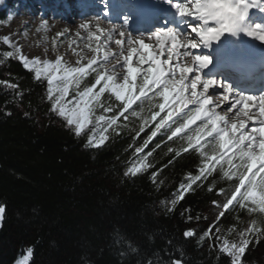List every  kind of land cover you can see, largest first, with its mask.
I'll use <instances>...</instances> for the list:
<instances>
[{
    "label": "trees",
    "instance_id": "obj_1",
    "mask_svg": "<svg viewBox=\"0 0 264 264\" xmlns=\"http://www.w3.org/2000/svg\"><path fill=\"white\" fill-rule=\"evenodd\" d=\"M8 52L0 41V264H233L225 241L242 238L238 264H264V215L243 202L222 211L219 195L231 198L237 181L200 175L198 154L167 138L144 149L146 168L125 175L153 130L121 120L90 146L95 119L76 136L52 110L47 83Z\"/></svg>",
    "mask_w": 264,
    "mask_h": 264
},
{
    "label": "snow or ice",
    "instance_id": "obj_2",
    "mask_svg": "<svg viewBox=\"0 0 264 264\" xmlns=\"http://www.w3.org/2000/svg\"><path fill=\"white\" fill-rule=\"evenodd\" d=\"M168 2L177 10L178 15L192 17L198 20L199 23L190 24L187 33H180L172 29H162L152 33L151 35L155 36L156 45H158V55L155 54L156 47L145 42L144 39L137 37L134 41L129 37L127 39L129 50L124 58V63L120 64L119 59H117L112 68L107 67L108 55H105L100 61H97V57L94 55L87 59V63L84 64L81 61L85 60L86 57L82 52H76L75 49H73L74 54L77 56V66L75 67L62 62V57L59 55L54 61L46 58L42 59L41 57H34L29 60L24 56H20L19 59L26 69L34 71L37 80L43 78L47 81L48 99L52 102V110L64 118L67 125L74 126L76 136H80L81 132L92 123L90 117L97 107L104 108L106 112L111 111V106H105L100 99L106 91L114 94L116 100L123 101V107L127 110L131 108L134 99L145 96L147 91H151L153 88L162 89L158 94L163 98L164 103H160L158 107L162 111L167 107V114L160 118L155 125V130L151 132L143 145L136 148L137 153H141L148 146L149 141L156 137L162 129L165 130V134L167 131L171 132V135L168 136V139L171 140L188 128L189 124L203 118L207 123L197 128L193 135L187 137L188 147L199 145L204 136H212L213 133H216L220 150L232 149L234 150L233 155L238 154L241 164L236 167L245 166L246 171H251L259 164V170H264V95L254 96L234 93L233 89L227 84L213 79H204L201 70L206 68L212 61L207 55L196 54L201 45L207 46L213 41H218L225 32L240 30L241 22L247 15L249 8L247 0H177V2L168 0ZM0 3H3V0H0ZM99 21L100 19L96 17L94 26L97 32L101 31ZM79 27L86 30L90 36L94 35L89 22H85ZM40 29L47 31L46 21L40 25ZM245 31L247 35L264 42V26L256 25L252 29H245ZM57 35L63 34L58 33ZM77 35L79 36L80 33H77ZM119 36L121 38L125 37V32L120 31ZM108 38H111V32L108 33ZM8 39L7 37L5 41H8ZM166 42L168 46H166ZM115 43L121 45L122 39H117ZM53 44L55 46V41H53ZM16 51L19 52L20 49H16ZM93 51H96V49H93ZM123 51L124 49L121 48V55ZM133 54H135L139 64L149 65L146 70L142 72L141 69L132 66ZM12 55V52H8L9 57ZM161 57L166 58L161 59ZM125 67L127 74L123 75V83H117L118 73L114 69ZM177 72L179 78H177ZM93 73H95V84L92 87L85 86L83 90H80L82 81ZM141 73L142 80L139 84H136L138 74ZM102 81L104 82L103 86L98 91H94L93 89L97 85H101ZM134 87L138 90L139 96L133 94ZM198 87H202V91L198 92ZM70 88L76 95L72 99H66ZM214 88H219L220 91L211 92L210 90ZM189 89L190 96H186V91ZM126 92L132 97L131 99L125 95ZM217 97L219 99H216ZM189 104L198 105V107L195 108L194 112H186L181 117L184 120L183 123L174 120V114H179L181 111L180 106ZM206 105L219 107L220 111L225 112L226 115H219L215 107L206 109ZM257 112L259 114L258 122L261 126L253 127L250 130L251 134H249L245 130L247 122L255 121ZM131 114L144 120V124L148 123L140 112L133 111ZM158 115L159 113L154 114L152 119L155 120ZM100 122H103L107 127L102 128L99 140L95 138V132L93 136L88 137V143L94 146L102 144L107 139L102 134L103 132H107L108 128L117 126L115 116L110 118L103 115L96 117L97 127H100ZM173 125L178 126L173 128ZM139 130L144 131L143 124ZM257 147L259 148L258 154L255 151ZM215 148L216 145H213L214 151ZM171 151L172 149L169 148V152ZM151 155L152 152H149L148 156ZM201 155H205V153L201 152ZM211 159L215 160L217 157L213 156ZM144 160H147V157H144L141 161L142 167L134 166L125 175H135L146 168L148 165L144 164ZM231 163L230 159L229 164ZM206 168H208L207 164L200 169L202 175L205 173ZM229 175L231 174L225 173V176ZM244 175L243 172L240 173V184L242 186H244ZM255 175L256 173H253L248 178L247 191L241 192L239 187L235 189L236 193H240L239 200L234 194L231 199L223 204L224 209H228L233 201L239 202L252 198V203H258L259 210L264 212V179H261L258 184L254 179ZM191 179L193 181L200 180L201 176L191 177ZM181 187L185 186L182 185ZM186 187L191 188L192 184H188ZM257 188H259V194L256 192ZM174 203L175 201H173ZM251 211L254 212L256 209L252 208ZM3 212L4 209L0 208V213ZM223 215L224 213L221 212L220 216ZM248 231L253 233L257 230L249 228ZM208 234L206 232L204 235L207 236ZM184 235L191 237L193 232L186 231ZM249 242V239L242 238L239 245H228L225 241L226 246L223 251L229 253L233 259V264H238ZM133 250L135 251V249Z\"/></svg>",
    "mask_w": 264,
    "mask_h": 264
},
{
    "label": "bare ground",
    "instance_id": "obj_3",
    "mask_svg": "<svg viewBox=\"0 0 264 264\" xmlns=\"http://www.w3.org/2000/svg\"><path fill=\"white\" fill-rule=\"evenodd\" d=\"M84 2V0H81ZM102 0H95V3H99ZM104 1V0H103ZM63 2V1H62ZM174 2H177V0H174ZM78 4V2H75ZM159 3V5L157 4ZM247 3L249 4L247 15L245 16L244 20L241 22L240 30H237L235 32H225L221 35L220 39L218 41H213L207 46L201 45V47L197 50L196 54L199 55H207L211 58V63L204 69L201 70V75L204 79H210L214 77V74L219 73L224 79H228L232 82L233 89L235 90L234 93L246 95V93H249L250 95L254 96H260L264 95V89L258 92V90L262 87H264V57L258 61L256 67H248L243 66L242 68H233L232 64H229L226 62V60L221 61V57H224L225 52L229 49H236L237 52L242 54L243 52L246 53H258L264 55V42L259 41L258 39L247 35V32L245 29H252L256 25L264 26V0H247ZM108 4V3H107ZM122 4V8H120L118 5ZM164 4V1L162 0H136V13L135 17L130 18L128 23H120L116 18H113L112 16H105V17H99L100 21V28L101 31L97 32L95 28V16L94 10L88 8L83 12L81 17H74V6L70 11L69 14H67L66 18H62L61 24L57 25L55 27H51L50 32L51 33H62L59 41H67L71 43L70 45H67L66 48L62 49L61 51L55 52L50 47H48L45 51L40 52L38 49L33 48L32 50H24V47L27 46V42L29 40L28 36H24L22 40H14L15 44L19 46L21 49H23V54L26 55V57L34 58V57H41L49 59L51 61H54L56 57L59 55L62 57V62L70 64L72 66H77V56L74 54L73 49H75L76 52H82V54L86 57L85 60L81 61V63L86 64L87 59H90L92 56L97 57V61H100L103 59L105 55L109 56V60L107 61L108 68H112L113 65L116 64L117 60H115L114 56H120L119 62L120 64L124 63V58L128 54L129 46L127 44V39L131 37L134 41H136L137 37L140 39H144L145 42L149 43L150 45H153L156 47V53L159 54L158 45H156L155 36L151 35L152 28L154 26H158L156 29L162 30L161 23H160V17L159 15L167 16V20L169 21V18L173 17L172 20L175 18V20L182 21L186 23L185 30H188V26L190 24H198L199 21L188 16H180L177 13V10L175 9L174 12L166 13L164 8L161 6ZM107 7V5H105ZM108 9L110 8L112 13L118 12L119 14H122V16H125L127 12L129 11L128 5H126L125 0H110L108 4ZM98 10V7H97ZM61 9L57 5L56 14H60ZM134 11V10H133ZM159 14H158V13ZM255 12L258 14L256 15ZM261 12V13H260ZM23 14V13H22ZM45 14L42 19L45 21H48L50 25H52L51 20H49V17L51 18L50 14L45 10ZM40 18V17H37ZM41 18L37 21L35 20L34 23L29 27L28 24H23V28L27 29L29 28V33L34 34L35 31H37L40 28V25L45 22ZM89 22L90 26H92V32L94 34H97L98 37V49L96 51H91L90 54L88 53L89 50L86 48L88 46L92 47L93 44H91L92 40H89L87 43L86 36H88V32L86 30H83L79 27V25ZM106 23L112 24L111 27H108ZM130 23V24H129ZM176 21H172L170 24V27L172 30H175L177 32L183 33L181 30H179L176 27ZM142 27L144 28L142 30ZM150 30H147V28H150ZM115 29V31H113ZM124 31L125 37L121 38L119 36V32ZM148 31V32H147ZM111 32V38L112 42L106 41L108 38V33ZM142 34H141V33ZM50 33V34H51ZM77 33H80V35H76ZM41 35H44V32L41 33ZM72 36V38H71ZM74 37V38H73ZM117 39H122V44L117 45L115 41ZM74 42V43H73ZM183 42V41H181ZM36 43L39 44H48V40L44 39V37H40ZM105 43V48H110L111 44L113 45V52L105 53L101 48L100 45ZM37 45V44H36ZM166 46L167 42H166ZM121 48L124 49L123 54L121 55ZM88 53V54H87ZM166 57H161V59H165ZM221 61V62H220ZM24 65V64H23ZM138 61L133 54V61L132 66L137 67ZM183 66V65H182ZM236 66V65H234ZM215 67V68H214ZM217 69V70H216ZM118 75H117V83L122 84L123 83V75H126V67L125 68H115L114 69ZM108 74V73H104ZM177 78H179V73L177 72ZM245 78L246 81H240L239 79ZM138 79V77H137ZM137 81V80H136ZM136 83V82H135ZM241 90V91H240ZM197 91H202V87H198ZM213 93H216L220 91L219 88H214L210 90ZM248 91V92H246ZM247 94V95H249ZM127 95V92L125 93ZM186 96H190V89L186 91ZM216 99H219L217 97ZM227 103V102H225ZM198 107V105H187L183 106L181 105V111L179 114H174L173 119L177 120L180 117H183L186 112L195 110V108ZM206 109L215 107L214 105H206ZM166 111H168L167 107L165 108ZM216 112L219 115H226L225 112L220 111L219 107H215ZM257 119L255 121H248L246 125V131H248V127H260L261 125L258 122L259 114L256 113ZM235 119V118H233ZM201 120L195 121L192 124L189 125H198L203 121ZM206 121V120H205ZM204 121V122H205ZM222 126V125H221ZM232 152V149H225L224 154H229ZM260 166L259 164L256 165L251 170V174L255 172L256 170H259ZM246 182H244V186L240 185L239 188L241 189V192L243 188L245 187ZM240 193H236V196L238 197Z\"/></svg>",
    "mask_w": 264,
    "mask_h": 264
},
{
    "label": "rangeland",
    "instance_id": "obj_4",
    "mask_svg": "<svg viewBox=\"0 0 264 264\" xmlns=\"http://www.w3.org/2000/svg\"><path fill=\"white\" fill-rule=\"evenodd\" d=\"M109 1L110 0H104V1L102 0L99 3H95V0H84V2H82L81 0H76V2H78V4H76V3H74L75 0H4L3 3H0V13L2 15V20L0 21V41L3 43V45L10 52L13 53L12 56L17 58V60L24 67V65L20 61L19 57L20 56L26 57V55L23 54V49H21L19 46H17L15 44L14 40H16V39L22 40V38H24V36L27 35L29 40L27 42V46L24 47V50L30 51L33 48H35V49H38L40 52H42V51H45L48 47H50L55 52L61 51L62 49L66 48L67 45H70L71 43H69L67 41H62V42L59 41L61 35H57L58 33H51L50 29H51V27L56 28L57 25L61 24L60 22H61L62 18H66L67 14H69L70 11L73 9H74V17L75 18L81 17L83 12L91 7V9L94 10L93 12H94L95 16H97L98 18L99 17L100 18L105 17V16H112L113 18H116L120 23H122V22L126 23L127 19H128L127 16L122 17L121 15H118L119 14L118 12L112 13L111 9L110 8L108 9ZM157 4L159 5V3H157ZM57 5L61 9L59 15L56 14ZM105 5H107V7ZM74 6H76V8ZM118 6L120 8H122L123 5L120 4ZM97 7H98V10H97ZM162 7L167 8L169 6L167 4L166 5L163 4ZM169 8H174V7L172 6ZM45 10L48 12V14H50V16H52L51 18L49 17V20H51L52 25L47 23V31L39 28L37 31H35L34 34H30L29 28H27V29L23 28V24H28V26L30 27L34 23L35 20L37 21L40 18L42 19V17L44 15H46ZM37 17H40V18H37ZM43 21H45V20H43ZM46 22H48V21H46ZM166 22H167V24L169 23V21H166V19L164 17H161L160 23L162 24V26L164 24L166 25ZM106 25L108 27L112 26V24H110V23H106ZM177 26H178V29L181 30L183 33H187L189 30V29L185 30L186 23H184V22L179 21ZM157 27L158 26H154L152 28L153 30L151 32L154 33L155 31H157L158 30V29H156ZM143 29L144 28L142 27V30ZM150 29H151V27L147 28V30H150ZM165 29H171V27L170 26L165 27ZM42 32H44V35H41ZM7 37L9 39H8V41H5V39ZM40 37H44V39L48 40V44L43 45V44L36 43V41H38V39ZM71 38H72V36H71ZM98 38L99 37L97 34H94L91 36L88 34V36H86L87 43L89 40H92L91 44H93L92 47L88 46L86 48L87 50H89V52H88L89 54L91 51H93V49H98V46H99ZM53 41H55V46L53 44ZM106 41L112 42V38H110V39L107 38ZM105 45H106L105 43H103V45L101 44L100 48L105 53L112 54L113 45L111 44L110 48H105ZM16 49H20V51L17 52ZM27 58L29 60L32 59L29 57H27ZM113 58L115 60H117V59H120V56H114ZM148 66L149 65H147V64L141 65L138 63L137 68L141 69L143 72L144 70H146V68ZM107 67H108V64H107ZM26 70L33 73L34 77H35L34 71H30L28 69H26ZM209 79H210V77H209ZM211 79L216 80L220 83L226 84L225 82H223L222 80H219L216 77H213ZM141 80H142V73L138 74V79L136 81V84H139ZM40 81H45L47 83V81L43 78ZM103 83L104 82L102 81L101 85H97L93 90L98 91L99 88L103 86ZM94 84H95V73L89 75L88 77H86V79L84 81H82V83L80 85V90H83V88L85 86L92 87ZM159 91H162V89L153 88L151 91H147L145 96H140L139 99H134L132 102L131 108L127 109V110H125L123 107V103H124L123 101L116 100L114 94H112L109 91H106L101 96L100 99H101L102 104H104L105 106H111V111L106 112V111H104V108L97 107L94 110V113L92 114V116L90 117V119L92 120V123H90L88 125V127H90L91 124H95L93 122V120L95 119V121H96V117L103 115L106 118H110V117L115 116L117 126L120 125L121 120H122V121H125L128 123L135 122V124L139 125V129H140L141 125L143 124L144 125V131L143 132L149 133L150 130H155V125L159 122L160 118L167 114L166 110L162 111L158 107V105L160 103H164L163 98L160 97L158 94ZM133 94L135 96H139V92L135 87L133 88ZM247 94H249V93H246V95ZM75 95H76V93L70 88L69 89V95H68V97H66V99H72L75 97ZM126 96H128L129 99L132 98L128 93ZM108 99H110V100H108ZM111 102L112 103L115 102L117 107L113 108V105H111L112 104ZM133 111L140 112L141 116H143L144 119L148 121V123L144 124V120H142L140 117L132 116L131 113ZM192 112H194V110H192ZM121 113H123V115H121ZM156 113H159V115L156 116L155 120H153L152 116ZM177 120H179L180 123L184 122V120L181 119V117ZM204 121L205 120L201 121V123H199L198 125H193V126L189 125L188 128H186L183 132L179 133L176 137H173L171 139V141H175V142H177V144H180V145H183L184 147H186L187 150L193 151V152L198 154L200 159L203 161V163L201 164V167L198 169V172L200 173V175H202L200 172V169L205 164H207L208 168L205 169V173L208 172L209 169H211L210 171L219 170L220 172L230 173L231 175L227 176V179L229 181H231V180L237 181L238 187H239L241 185L240 184V173L243 172L245 174L244 175V182H246V185L243 188L242 192L247 191L248 188L246 186L248 185V178L253 175V174H251L252 172L246 171L245 166L236 167L237 165H240L241 162H240L238 154L233 155L234 150H232V152L229 154H224V150L222 151L219 149V146L217 143L218 138H216V133H213L212 136H204L201 139L199 145H194L193 147H188L187 137L190 135H193L197 128L202 127L205 123H207V121H205V122ZM175 126H178V125H173V128ZM71 127L74 128V126H71ZM88 127L85 128L82 132L87 130ZM103 127H107V125H105L103 122H100V127H97L94 131L95 132V138L97 140H99V137L101 135ZM247 129H248L249 134H251L250 130L252 129V127L250 126ZM102 134L105 135L104 132ZM169 135H171L170 131H167V133L165 134V130L162 129L161 132L158 133L156 137H154L151 141H149L147 147H149L151 145V143L156 138H167L168 139ZM91 136H93V135H91ZM103 143H104V141H103ZM103 143L99 144L97 146H94L92 144H89V145L97 148V147H100L101 145H103ZM245 143H247V142H245ZM213 145H216L215 151L213 150ZM146 148H144V149H146ZM144 149L141 153H137L138 157L133 162V163H135L134 164L135 167H142L141 163H139V159L143 156ZM255 151L258 154L259 148L257 147L255 149ZM201 152L205 153V155H201ZM213 156L217 157V159H215V160L211 159V157H213ZM230 159L232 161L231 164H229ZM141 171L137 172L136 174L140 173ZM253 173H256L254 179L259 184V181L261 179H264V170H256ZM256 192L259 194V188L256 189ZM229 193L230 192H228L226 190L219 195L220 196L219 201H220V204H222V211H227V210L231 209L233 206H235L236 204L243 202L250 209V212L261 213L262 215H264V212H261L259 210V204L258 203L257 204L252 203V198H249L248 200L239 201V202L233 201V204L229 205L228 209H224L223 204L225 202H227L228 199L232 198V197L231 198L228 197ZM234 194L236 195V192H234L233 195ZM239 196L237 197V200H239ZM252 208H255L256 211H254V212L251 211ZM1 220H2V213H0V225H1ZM16 264H27V261L24 259V260L17 262Z\"/></svg>",
    "mask_w": 264,
    "mask_h": 264
}]
</instances>
